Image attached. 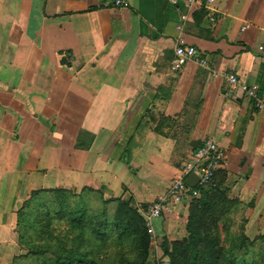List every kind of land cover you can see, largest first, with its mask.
<instances>
[{
  "label": "crops",
  "instance_id": "crops-1",
  "mask_svg": "<svg viewBox=\"0 0 264 264\" xmlns=\"http://www.w3.org/2000/svg\"><path fill=\"white\" fill-rule=\"evenodd\" d=\"M117 1L0 0V250L33 193L89 191L144 214L209 140L227 160L204 191L263 213L264 0ZM180 40L199 54L175 69Z\"/></svg>",
  "mask_w": 264,
  "mask_h": 264
},
{
  "label": "rangeland",
  "instance_id": "rangeland-1",
  "mask_svg": "<svg viewBox=\"0 0 264 264\" xmlns=\"http://www.w3.org/2000/svg\"><path fill=\"white\" fill-rule=\"evenodd\" d=\"M65 191L62 196L50 192L31 195L17 213L4 254L0 250V264H60L55 262L56 255L84 257L94 264H191V243L197 245L200 264L239 260L240 264H264V225H259L264 210L255 213L254 202L246 207L228 189L184 206L170 221L171 231L161 230V234L150 231L151 223L143 213L134 212L131 201L122 200L127 208L97 193ZM79 209L82 220L75 223L71 213ZM114 221L130 222L125 230L128 237L120 238L114 225L104 230L106 223Z\"/></svg>",
  "mask_w": 264,
  "mask_h": 264
},
{
  "label": "built area",
  "instance_id": "built-area-1",
  "mask_svg": "<svg viewBox=\"0 0 264 264\" xmlns=\"http://www.w3.org/2000/svg\"><path fill=\"white\" fill-rule=\"evenodd\" d=\"M169 4L180 7L183 6L190 12L200 0H165ZM121 1L118 0L117 4ZM213 13L209 12V16L213 17ZM199 52L195 46L187 44L184 40H180L175 48L174 68L179 69L186 65L189 61L198 56ZM225 79L231 90L239 87L240 82L235 75H225ZM246 89L245 87H243ZM248 90V89H247ZM249 95L255 92L248 90ZM227 160V152L220 147L214 140L206 141L205 144L194 154L191 161L181 167L180 175L174 181L168 193L159 199V201L151 208L145 211L144 216L151 223L152 219L160 218L166 211L172 210L176 205L194 200L200 196V190L213 186L218 170ZM195 174L199 181L196 187H191L186 180Z\"/></svg>",
  "mask_w": 264,
  "mask_h": 264
},
{
  "label": "trees",
  "instance_id": "trees-1",
  "mask_svg": "<svg viewBox=\"0 0 264 264\" xmlns=\"http://www.w3.org/2000/svg\"><path fill=\"white\" fill-rule=\"evenodd\" d=\"M205 189H201L200 190V196L194 200H197V199H201L203 197H205V195L209 196L208 192L207 191H204ZM67 191H65L64 189H56L55 191H53L54 194L57 195H63L64 193H66ZM206 198V197H205ZM119 204L122 206V207H127L128 208V204L124 201H119ZM133 208V207H132ZM144 209H142L144 212L147 210V206H144L142 207ZM131 210V209H130ZM132 211V210H131ZM134 212H139V209L137 208H134ZM81 211L79 209V211L77 212H73L71 213V218L72 220L77 223H81V218L82 216L80 215ZM121 223H124V226L123 228L121 229L120 225ZM128 224H130V222H125V221H121L120 223L118 221H114L112 222L111 224L109 223H106V227L104 228V230H107L110 226H115L117 229H118V235L120 236V238L122 239H125L126 237L129 236V233H126L125 230L127 229V226ZM98 232V230H97ZM241 240H246V236L243 235L241 236ZM189 248H190V252H191V264H200V256H199V251H198V248H197V245L194 244V243H191L189 244ZM235 248L238 250L240 249V246H235ZM71 261H77L78 263H82V264H94V261L92 260H89V259H86L84 257H68V258H63L61 255H56L55 256V262L57 263H60V264H68V262H71ZM241 261L239 260L238 262L236 263H227V264H240ZM173 264H176V263H173ZM216 264V263H215Z\"/></svg>",
  "mask_w": 264,
  "mask_h": 264
},
{
  "label": "water",
  "instance_id": "water-1",
  "mask_svg": "<svg viewBox=\"0 0 264 264\" xmlns=\"http://www.w3.org/2000/svg\"><path fill=\"white\" fill-rule=\"evenodd\" d=\"M198 181L199 179L195 174H191L186 180L187 184L191 187H196L198 184Z\"/></svg>",
  "mask_w": 264,
  "mask_h": 264
}]
</instances>
